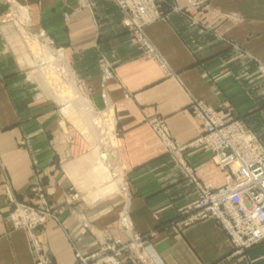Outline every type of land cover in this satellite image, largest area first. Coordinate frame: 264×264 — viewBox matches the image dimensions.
<instances>
[{
	"label": "crops",
	"instance_id": "1",
	"mask_svg": "<svg viewBox=\"0 0 264 264\" xmlns=\"http://www.w3.org/2000/svg\"><path fill=\"white\" fill-rule=\"evenodd\" d=\"M159 8L163 17L144 27L146 47L112 0H0V264H36L28 233L9 221L4 189L41 205L35 186L58 213L37 229L51 264H76L77 253L135 234L142 261L124 255L125 264H264V245L236 254L211 218L171 227L197 201V183H227L211 150L191 145L205 132L192 102L238 121L264 145V0H166ZM33 36L61 55L42 67L67 66L90 120L105 118L110 136L92 141L65 114L68 102L37 64ZM155 121L184 146L192 177ZM108 138L116 144L104 160Z\"/></svg>",
	"mask_w": 264,
	"mask_h": 264
},
{
	"label": "built area",
	"instance_id": "2",
	"mask_svg": "<svg viewBox=\"0 0 264 264\" xmlns=\"http://www.w3.org/2000/svg\"><path fill=\"white\" fill-rule=\"evenodd\" d=\"M123 13V23L132 36L148 46L144 27L160 18L156 6L165 0H113ZM108 74V73H107ZM191 111L200 119L204 135L193 144H202L213 153L214 161L227 173V183L218 190H208L197 183L198 197L193 207L183 211L180 219L171 227L179 231L196 221L211 218L225 231L236 254L243 253L251 246L264 245V146L251 133L248 134L238 121L222 118L212 107L194 101ZM152 128L166 149L172 154L189 175V167L182 156L184 146L174 142L160 121ZM41 201L40 205L19 203L14 192L5 188L8 201L13 206L10 221L14 228L24 229L33 249L37 253L36 264H51L45 256L37 237V229L46 220L56 218L47 205L44 191L40 187L31 190ZM142 237L134 235L127 242L110 241L90 255L76 254V264H125L122 256L142 261Z\"/></svg>",
	"mask_w": 264,
	"mask_h": 264
},
{
	"label": "bare ground",
	"instance_id": "3",
	"mask_svg": "<svg viewBox=\"0 0 264 264\" xmlns=\"http://www.w3.org/2000/svg\"><path fill=\"white\" fill-rule=\"evenodd\" d=\"M23 16H25L24 14H22ZM23 19V18H22ZM17 21V20H16ZM23 21H25V19L23 20ZM18 25V24H17ZM26 26V25H25ZM20 31V30H19ZM28 31V30H27ZM23 32V31H22ZM26 34V33H25ZM24 34V35H25ZM26 36H27V34H26ZM35 36V35H34ZM33 36V37H34ZM26 40H27V37H26ZM28 42V41H27ZM40 43V42H39ZM38 43V39H36L35 37L32 39V47H33V49H34V51H36V53H35V57H36V62L41 66V69L42 70H44L45 69V67L43 68L42 67V63H44L45 61V59H48V57H53L54 56V58H56V56L58 57V58H60L61 57V55H60V53H52V51L50 50V49H48L47 47H41L40 46V44ZM44 44V43H43ZM43 48V49H42ZM43 53V54H42ZM58 54V55H57ZM50 60V59H49ZM51 66V65H50ZM50 67H46V69H45V71L47 70V69H49ZM60 69V71H58ZM56 72L57 73H55V75H54V72H53V75L51 74V75H49V73L46 71L45 73L46 74H48V76H49V78H50V80H49V82H51V83H49L50 85H55L56 83H58V81L60 82V83H62L63 81H62V79L63 78H60V77H62V75L64 76V77H66L67 79H68V81L69 82H67L66 84H64L63 83V85H59L60 86V88H61V92H60V95H61V97L64 99V101H67V102H70V104H69V106L70 107H76V105L77 106H85V107H89V105H88V103H87V101H86V99H84L83 97H81V96H79L78 94L75 96V94H76V91H75V87H74V80H73V78H70L69 76H68V68H67V66H63V67H61V68H59ZM70 72V71H69ZM72 76V75H71ZM70 78V79H69ZM63 80H65V79H63ZM76 83V82H75ZM46 84V83H45ZM59 84V83H58ZM77 89V88H76ZM49 93V92H48ZM58 95V93H56V95L55 96H57ZM70 96V97H69ZM78 96V97H77ZM58 97H60L59 95H58ZM75 97H76V100H75ZM68 99H70L69 101H68ZM74 100L77 102V104H74ZM111 122H109V124H110ZM90 126H92V127H94L95 126V122L94 123H90ZM104 127H106V126H104ZM108 127H110V126H108ZM112 127V126H111ZM104 129H106V128H104ZM109 129V128H108ZM107 130V129H106ZM108 132H109V130H108ZM99 135H101V134H99ZM97 133H95V131H94V133L92 132V131H90L89 132V134H88V136L89 137H91V140L93 141L94 140V137L95 138H98L99 140H103L104 138L101 136H99ZM91 143V142H90ZM111 143H114V141L113 140H111L110 138H108V139H106L105 140V142L103 143V145L105 144V145H109V144H111ZM98 144H99V142H98ZM94 145V144H93ZM108 148V147H107ZM100 150V149H99ZM110 150L109 149H102L101 148V150H100V153H101V156H102V158H104V160H106L107 158H108V152H109ZM94 164V163H93ZM101 169H102V171H104V172H107L108 171V165L107 164H103V165H101ZM96 172V171H95ZM98 172V171H97ZM99 173V172H98ZM102 173H100L99 175H101ZM104 174V173H103ZM102 174V175H103ZM106 174V173H105ZM104 177V176H103Z\"/></svg>",
	"mask_w": 264,
	"mask_h": 264
},
{
	"label": "rangeland",
	"instance_id": "4",
	"mask_svg": "<svg viewBox=\"0 0 264 264\" xmlns=\"http://www.w3.org/2000/svg\"><path fill=\"white\" fill-rule=\"evenodd\" d=\"M113 1V0H112ZM114 2V1H113ZM162 3H166V0H165V2H161V3H157L156 4V6H157V8H158V10H159V12H160V14H161V16H160V18L159 19H157V20H160L162 17H163V14H162V12H161V10H160V4H162ZM116 4V3H115ZM117 5V4H116ZM118 6V5H117ZM119 7V6H118ZM154 21H156V20H154ZM154 21H152V22H154ZM131 32V31H130ZM54 54V53H53ZM55 55V54H54ZM48 59H50L51 61L52 60H54L55 58H54V56L53 57H48ZM38 64V63H37ZM39 65V64H38ZM51 65V66H50ZM50 65H48L47 67H50L49 69H47L46 71L49 73V75H53V72H54V75H55V73H57L56 71L59 69V67H60V65H59V63L58 62H52ZM40 66V65H39ZM40 68H41V66H40ZM58 71H60V69L58 70ZM59 83V84H58ZM58 83H56L55 85H56V87H58L59 85L61 86V84H60V82L58 81ZM53 86V85H52ZM54 90V89H53ZM52 89H51V91H53ZM77 94H75V96H76ZM61 97V96H60ZM70 97V96H69ZM78 97V96H77ZM70 99H68V101H69ZM75 100H76V97H75ZM74 100V104H77V102ZM87 101V100H86ZM199 102H201V101H199ZM88 103V102H87ZM69 104H70V102H68V105L66 106V108L64 109V112H65V114L69 117V118H72L73 120H80L79 122L80 123H82V126H81V128L84 130V131H86V133L87 134H89V132L90 131H92L93 133H94V131H95V133H97L98 135L99 134H101V135H99L100 137L102 136V137H105V136H110L111 134H112V132L110 131V132H108V130H110V127H108V125H106V124H104V123H106V121H104L103 122V120L105 119V118H101L102 116L100 115V118H98V120H97V124H95V126L94 127H92V126H90V123L92 122L90 119V112H89V107L87 106V107H83V106H77L76 105V107H70L69 106ZM205 104V103H204ZM207 105V104H206ZM217 111V110H216ZM193 113V112H192ZM194 114V113H193ZM220 115V114H219ZM228 120V119H227ZM230 121H235L234 119H229ZM92 123H94V122H92ZM104 126H106V127H104ZM104 128H106V129H104ZM109 128V129H108ZM245 129V128H244ZM245 131L248 133V134H250V131L249 130H247V129H245ZM109 133H111V134H109ZM204 135V134H203ZM115 141H114V143H111V144H109V145H105L104 144V146H103V148H106V149H109V150H112L113 148H114V146H115ZM263 144V143H262ZM264 146V145H263ZM108 147V148H107ZM217 164V163H216ZM226 177H227V175H226ZM118 183H119V181H116V180H114V183L112 184V185H110V186H108L107 188H105V191H109V190H111V189H114V188H116L117 187V185H118ZM6 187H4V189H5ZM15 195V194H14ZM16 199V198H15ZM16 201L17 202H19L17 199H16ZM47 201V200H46ZM8 203L10 204V206H11V209H10V212L12 211V209H13V206H12V204L10 203V201H8ZM19 203H22V202H19ZM24 204H30V203H24ZM47 205H48V203H47ZM40 207H42V205H40ZM49 207V206H48ZM50 208V207H49ZM51 209V211H53L54 213H55V216H56V218H57V216H58V213H57V211L55 210V209H52V208H50ZM10 212H9V215H8V218H9V221H10ZM56 218H51V219H56ZM181 218V217H180ZM179 218V219H180ZM11 222V221H10ZM173 223V222H172ZM189 225V224H188ZM186 227V226H185ZM14 228V227H13ZM184 228V226L182 227V229ZM181 229V230H182ZM180 231V230H179ZM127 242V241H126ZM141 251H142V249H141ZM245 251V250H244Z\"/></svg>",
	"mask_w": 264,
	"mask_h": 264
}]
</instances>
